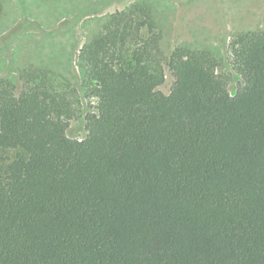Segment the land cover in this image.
I'll use <instances>...</instances> for the list:
<instances>
[{
	"label": "trees",
	"instance_id": "16d2710c",
	"mask_svg": "<svg viewBox=\"0 0 264 264\" xmlns=\"http://www.w3.org/2000/svg\"><path fill=\"white\" fill-rule=\"evenodd\" d=\"M155 7L80 48L82 139L51 71L0 80V264H264V29L231 37V94L209 52L164 58Z\"/></svg>",
	"mask_w": 264,
	"mask_h": 264
},
{
	"label": "rangeland",
	"instance_id": "374dc122",
	"mask_svg": "<svg viewBox=\"0 0 264 264\" xmlns=\"http://www.w3.org/2000/svg\"><path fill=\"white\" fill-rule=\"evenodd\" d=\"M137 1L141 0H0V80L20 86L18 75L26 67L51 71L76 107L67 136L84 138L85 115L96 103L84 97L77 54L110 14ZM146 1L156 6L164 58L178 46L207 51L229 80L231 94L242 85L230 63L229 43L236 33L264 29V0ZM164 74L157 90L167 95L174 79L167 69Z\"/></svg>",
	"mask_w": 264,
	"mask_h": 264
}]
</instances>
